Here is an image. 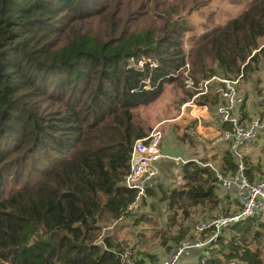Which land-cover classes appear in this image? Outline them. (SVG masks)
I'll list each match as a JSON object with an SVG mask.
<instances>
[{
  "label": "trees",
  "instance_id": "16d2710c",
  "mask_svg": "<svg viewBox=\"0 0 264 264\" xmlns=\"http://www.w3.org/2000/svg\"><path fill=\"white\" fill-rule=\"evenodd\" d=\"M114 4L119 9L108 16ZM121 6L0 0V264H126L124 242L102 235L100 222L120 220L137 194L124 181L135 141L150 132L134 111L184 78L189 62L196 82L247 78L264 63V0H249L241 14L198 36L189 52L179 20L160 37L150 28L127 34L132 13L118 21L128 11ZM185 93L182 101L195 91ZM196 102L214 112L222 100L206 94ZM243 161L253 180L260 167L248 156ZM208 163L187 160L180 186L157 183L142 203L147 196L166 202L168 223L180 228L194 208H218L217 176ZM237 168L226 148L221 172ZM139 215L136 224L148 217ZM188 232L183 228L176 242ZM263 254L264 218L254 216L224 228L197 264H264Z\"/></svg>",
  "mask_w": 264,
  "mask_h": 264
},
{
  "label": "rangeland",
  "instance_id": "374dc122",
  "mask_svg": "<svg viewBox=\"0 0 264 264\" xmlns=\"http://www.w3.org/2000/svg\"><path fill=\"white\" fill-rule=\"evenodd\" d=\"M118 1L122 2L125 11L128 10L124 12V15L121 13V15L117 17L118 21L120 18L126 17V15L132 13V21L126 24V26H123L127 34H130L132 31L138 33L144 29L150 28L155 32L156 36L160 37L171 21L179 20L186 29L185 46L188 52L193 47L194 40L198 36L213 27L225 25L230 19L241 14L249 3V0ZM114 8L115 11H117L119 6L114 4L111 6L110 10L107 9L106 14L108 13V16H110ZM100 19L96 20L94 26L100 25ZM117 24L119 27V22H117ZM121 26L122 25H120L119 28H121ZM110 31L111 28L106 24L102 26V32L105 36H107ZM118 33H120L119 30ZM144 60H142L138 66H142L145 62ZM261 69V74L264 75V63L261 64ZM189 89L194 90L186 86L185 77L181 78L177 83L168 84L163 94L157 100L148 105L141 106L134 111L136 120L148 128L149 132H151L154 127L161 124L160 129L164 135V141L167 144L166 153L168 154V158H160L159 161L156 162L159 173L156 177L155 185L159 183L168 188L180 186L182 183L180 168L183 162L179 160V158L187 160L189 156H191L190 150H193L194 147L195 150L196 148L199 150L200 147L201 157L196 158L197 160L209 161L213 166L220 169V161L218 158L219 154L223 153L225 150V146L213 145V142L208 144L207 142L204 143V141V145L202 143L198 144L197 140L191 136L188 140L182 139L181 132L186 133L183 130H185L187 121L178 120L177 114L181 110V105L186 102L182 101L186 94L185 90ZM183 109L186 112H192L193 115L208 117V112L204 108L195 106V104H186ZM176 126H179V128ZM200 132L207 138L216 136V132L204 127H201ZM192 138L194 139L193 144L190 143V139ZM260 146L259 150L256 152V157H252L251 161L260 167L255 176L264 177V142H262ZM173 151H175V153ZM177 151L179 152L177 153ZM147 199L148 197L144 198L140 208L141 213L148 216L147 220L138 224H136L133 218L119 221L101 220L100 222L102 235L114 234L124 242L125 252H127L126 264H143L162 261L170 255L175 246L181 244L187 237H194V228L198 222L207 218L225 215L227 212H225V208L222 207V204L214 210L203 206L196 207L193 209L190 218L180 220V222H182L180 228L178 225L172 226L168 223L166 202L153 197H151L149 201ZM133 225L137 227L134 228ZM183 228L189 229L188 235L177 243L175 236L178 235ZM212 234L213 232L208 230L205 236L208 238Z\"/></svg>",
  "mask_w": 264,
  "mask_h": 264
},
{
  "label": "built area",
  "instance_id": "2783aa9c",
  "mask_svg": "<svg viewBox=\"0 0 264 264\" xmlns=\"http://www.w3.org/2000/svg\"><path fill=\"white\" fill-rule=\"evenodd\" d=\"M183 74L186 86L194 89L195 93L190 100L181 105V110L177 114L178 120L186 121L188 116H193L192 112L184 111L183 107L186 104H196L201 107H208L210 110L209 104L196 103V99L203 95H218L222 100L221 103L213 106L215 108L214 112L219 116L222 124L226 123L228 127L219 128L218 133L213 138H207L206 136L203 138L210 142L225 143L227 148L235 155L238 168L234 174L225 175L212 163L208 164L216 173L217 183L222 189L221 193L235 191L233 200H237V205L234 209L227 211L225 215L207 218L198 222L194 228V237L175 246L172 254L163 261L143 264H182L184 255L190 254L193 250L205 248L224 228L250 217L259 216L264 218V177L253 180L248 177L242 152L245 147L253 145L259 137L264 128V114L259 113L251 118L244 117L242 107L245 103V95L240 90L243 74H240L236 79L213 75L210 78L196 82L190 75L189 63L186 64ZM195 116L198 117L196 123L199 126L201 124V121H198L200 116ZM190 125L191 123L187 122L185 126L186 133L192 131ZM160 127L161 124L157 125L148 135L137 139L134 143L130 172L125 177L124 183L128 188L136 189L137 194L135 200L128 205L126 214L121 219L133 218L138 214L147 189L155 185L159 173L156 162L165 156L162 148L164 137ZM195 132L197 135H202L197 129ZM180 160L183 163L186 162L184 159ZM208 230H211L213 234L205 238L203 233ZM126 257L127 252L124 254L125 260ZM228 264H237V261L231 260Z\"/></svg>",
  "mask_w": 264,
  "mask_h": 264
},
{
  "label": "crops",
  "instance_id": "0c3cea01",
  "mask_svg": "<svg viewBox=\"0 0 264 264\" xmlns=\"http://www.w3.org/2000/svg\"><path fill=\"white\" fill-rule=\"evenodd\" d=\"M261 71H262V69H261V66H260V69L258 71H256L254 74L248 76L247 78H242L241 79L240 90L245 95V103H244L243 112H245L249 118H251V117H253V116H255V115L259 114V113L260 114H264V75L261 74ZM195 106H198V105L195 104ZM198 107L204 108L208 112V117H206V116H200V120L198 119V121H201V124L198 126V124L196 123L198 117H196L195 115L188 116V118H187L186 121L187 122H190L191 123L190 126L192 127V131L191 132H188V134L191 137L195 138V140H197V143L198 144L199 143H202L204 145L205 142H207L209 144L210 141L207 140V139H205V138H203L204 137L203 134H202L203 136L200 135V134H199L200 136L197 135V133L195 132L196 129L198 131H200V127L203 126L204 128L210 129L213 132H216V134H217L218 133L217 131H219V128L222 127V122H220V124H217L218 123V120H220V118H219V116L216 113H214L211 110V107H210V110H209L208 107H203V106L202 107L201 106H198ZM214 110H215V108H214ZM204 117H206V118H204ZM193 121H196V122H193ZM183 131H185V130H183ZM181 133L183 134V132H181ZM163 137H164V135H163ZM163 140H165V139H163ZM203 141H204V143H203ZM262 142H264V128L262 129L259 137L253 143V145L248 146V147H245L242 150L243 155L244 156H248L250 158L256 157V155H257L256 152L259 150V146L261 145ZM213 145H223V146H225V149L227 148V145L225 143H221V142H219V143L218 142H213ZM166 146H167L166 142L163 141L162 148H163V151H164V154H165V156L163 158H168V154L166 153L167 152V150H166L167 147ZM260 148H261V146H260ZM190 151H191L190 152V155L191 156H189V158L187 160H189V159H196L198 157H201L200 147H199V150H197V148L195 150V147H194V149L193 150H190ZM173 152L175 153V151H173ZM178 152L179 151H177V153ZM222 154L223 153L219 154V158H218L219 161L221 160L220 158H222ZM180 159H182V158H179V160ZM199 161H201V160H199ZM257 178H260V177H257V176L254 177V179H257ZM217 185H218V183H217ZM217 188H218L217 189L218 190V195L221 198L220 205L222 204V207L225 208V212L234 209L235 206L237 205V200H233L235 191L228 192V193L223 192V194H222L221 193V191H222L221 187L218 185ZM147 197H148L147 200L149 201L151 197L150 196H147ZM138 213L141 214V211H138ZM123 219H132V218H122L120 220H123ZM133 227L136 228L137 226L136 225H133ZM205 234H206V232L203 233V236L206 238ZM187 239H189V238L187 237ZM120 240H121V238H120ZM173 250H172V252H173ZM204 250H205V248H203V249H197V250H193L188 255H184L183 258H182V264H192V263L195 264V263H197L199 261L200 254L202 252H204ZM172 252L170 253V255L172 254Z\"/></svg>",
  "mask_w": 264,
  "mask_h": 264
}]
</instances>
